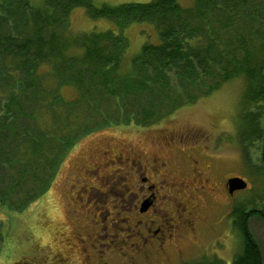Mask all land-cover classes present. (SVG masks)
<instances>
[{
	"label": "trees",
	"instance_id": "trees-1",
	"mask_svg": "<svg viewBox=\"0 0 264 264\" xmlns=\"http://www.w3.org/2000/svg\"><path fill=\"white\" fill-rule=\"evenodd\" d=\"M75 6L120 29L151 22L160 42L143 43L124 68L127 38L111 29L71 33ZM236 77L246 80L247 104L257 108L245 113L249 132L244 118L239 130L252 146L264 133L258 113L264 105V0H194L189 7L177 0L101 6L92 0H0V156H7L0 157V204L13 199L5 206L19 210L34 197V186L37 198L44 194L83 137L112 123H156L197 98L188 92L207 95ZM206 78L215 80L204 85ZM64 86L75 94L67 97ZM233 212L243 240L230 264H264L260 244L243 226L246 213L258 211L239 204ZM2 240L0 221V246ZM195 264L225 262L211 256Z\"/></svg>",
	"mask_w": 264,
	"mask_h": 264
},
{
	"label": "rangeland",
	"instance_id": "rangeland-1",
	"mask_svg": "<svg viewBox=\"0 0 264 264\" xmlns=\"http://www.w3.org/2000/svg\"><path fill=\"white\" fill-rule=\"evenodd\" d=\"M148 1L150 0H92L95 6ZM177 1L186 7L194 4V0ZM106 29L121 32L128 40V46L121 61L124 68L130 66L132 57L140 52L143 43L158 44L160 42L158 30L151 22L134 21L120 29L106 17H91L83 6L72 8L69 15L71 33L82 34ZM231 42L235 43V40H230ZM214 80L215 78H206L204 85ZM64 87L61 90L67 97L75 94L72 86ZM247 91L246 80L243 77H236L223 82L215 91L207 95L188 92L186 97L189 98V95H192L190 98H193L198 95L197 98L179 106L156 123L122 125L112 123L108 128L104 127L100 130L118 129L123 131L122 135L127 138L142 135L144 139L154 133L151 131L165 126L173 129L175 134L182 132L190 136L192 140L198 141L199 145L205 146L215 154L212 159L216 160L214 168L219 174L215 182L216 190L207 201L199 196L201 209L194 220V230L185 232V238L181 243L182 251L171 253L164 264H195L211 256H217L225 264H230L234 254L242 248V234L240 230L233 227V209L239 204L245 206L246 212L251 206L258 211L256 215L248 214L246 226L260 244L264 256V169L261 170V167H264V162L261 160V157H264L262 149L264 133L252 146L246 145V142L239 138V130L243 128L242 118L246 122V131L249 128L248 116L245 113L249 111L251 114L257 111L254 104H247ZM258 113L262 117L260 124H263L264 105L258 108ZM126 128L131 129L132 132H128L129 130L125 132ZM68 155L63 160L49 189L39 198L36 196L37 189L34 186L31 190V195L34 197L24 208L17 210L5 206L13 199H6L4 204H0V221L3 230L0 264H22L23 261L25 264H36V262L40 264L42 261H46V264H55L51 246L61 255L69 250L66 239L70 238L71 234L68 230L73 229L71 233H74L77 221L81 226L92 223L90 211H93L95 207L94 203L91 204L92 200L98 201V204L104 203L105 207L110 206L109 199L128 203L129 200L125 201L122 195L113 196L109 193L112 181L117 179V177H105L109 168L103 170L101 167L99 173H94L101 174L100 179L83 181L81 179H84L86 175L80 174L77 177L75 172L83 173L85 170L87 173V169L83 167L80 170L76 169V162H72L73 159L68 161L71 158ZM0 157L7 159V156ZM90 167V165L87 166V168ZM230 175H238L245 179L246 188L236 190L229 195L223 188L222 181ZM83 182L96 185L94 187L100 190H89L86 187L88 184L81 187ZM119 185L120 183L117 186ZM77 189L83 190L79 200L75 196ZM87 194L89 197L86 196ZM249 198L252 200L251 203L247 201ZM118 222L123 223V221ZM188 239L191 243L185 244ZM73 251L67 253L68 257L72 258V263L78 261L80 257L77 250L74 255ZM123 253L124 248L117 249L112 262L114 264H156L155 260L143 258L141 255L134 258L132 263Z\"/></svg>",
	"mask_w": 264,
	"mask_h": 264
},
{
	"label": "flooded vegetation",
	"instance_id": "flooded-vegetation-1",
	"mask_svg": "<svg viewBox=\"0 0 264 264\" xmlns=\"http://www.w3.org/2000/svg\"><path fill=\"white\" fill-rule=\"evenodd\" d=\"M124 130L132 132L129 128ZM151 132L154 133L142 139V135L127 138L118 129L99 130L74 145L68 161L73 159L76 169H87V173L84 170L75 175H86L80 179L91 181L100 179L101 174L94 173L101 167L109 168L105 177H117L109 193L122 195L129 201L124 204L109 199L111 204L105 207L104 203L92 200L91 204H95L90 211L92 223L81 226L77 221V227L73 223L76 230L74 233H71L73 229L68 230L71 235L66 239L69 250L61 255L51 246L55 264H114L112 259L121 248L129 262L133 263V259L141 255L155 260L156 264H164L171 253L182 251L185 232L194 230V220L201 209L199 196L207 201L216 190L219 174L214 168L216 160L212 159L215 154L190 136L182 132L175 134L168 127H158ZM262 149L264 151V138ZM88 165L91 167L87 168ZM231 176L235 175L227 179ZM227 179L222 182L228 192ZM87 184L83 182L81 187ZM94 186L89 183L86 187L100 190ZM81 191L75 190L77 200L82 197ZM188 243L191 240L185 242ZM71 250H74L73 255L77 250L80 256L73 263L67 255Z\"/></svg>",
	"mask_w": 264,
	"mask_h": 264
},
{
	"label": "water",
	"instance_id": "water-1",
	"mask_svg": "<svg viewBox=\"0 0 264 264\" xmlns=\"http://www.w3.org/2000/svg\"><path fill=\"white\" fill-rule=\"evenodd\" d=\"M227 189L229 193H233L235 190H240L243 189L247 186V182L246 180H244L242 177L240 176H231L227 179ZM246 217L248 216V213H246L245 215ZM245 217V218H246ZM244 231L245 233H247V226L245 223V219H244Z\"/></svg>",
	"mask_w": 264,
	"mask_h": 264
}]
</instances>
